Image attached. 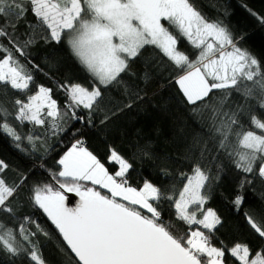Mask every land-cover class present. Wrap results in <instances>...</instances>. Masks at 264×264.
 Listing matches in <instances>:
<instances>
[{
    "label": "snow or ice",
    "instance_id": "snow-or-ice-1",
    "mask_svg": "<svg viewBox=\"0 0 264 264\" xmlns=\"http://www.w3.org/2000/svg\"><path fill=\"white\" fill-rule=\"evenodd\" d=\"M28 11L38 23L29 25L34 35L20 46L8 29H14L15 21ZM0 17L5 18L0 38H7L16 52L23 54L36 36L47 31L50 35L42 38L56 43L64 40L94 81L91 87L61 85L67 96L63 110L52 99V90L42 85L24 100L14 99V113L0 104V131L17 148L26 140L35 149L41 137L22 135L10 124V116L21 124L34 125H44L52 118L55 135L66 130L68 119L91 124L93 114L102 110L104 90L109 87H122L129 97L120 111L143 100L138 91H131L122 74H131L130 63L145 46H154L167 57L176 70L174 82L179 91L193 106V114L202 117V128L207 124L192 137L187 157L192 174L180 173L185 182L178 192L175 186L165 191L148 180L140 188L131 186L127 173L132 164L115 149L109 158L118 170L112 174L82 141L69 147L58 160L60 169L50 173L52 182H38L30 191L32 202L58 229L77 264H225L226 251L239 264H264V248L253 250L240 242L231 248L223 242L215 246L212 237L222 220L214 209L204 207L212 184L223 172L222 155L237 170L264 180V112L255 115L249 103L254 100L264 110V65L238 46L222 22L209 21L192 0H0ZM179 38L195 50L194 58L178 49ZM0 51L6 53L0 58V85L27 92L33 77L2 43ZM148 78L146 72L145 81ZM234 92L241 95L242 103L230 102ZM81 109L86 112L77 115ZM108 119L106 114L100 123ZM7 167L0 160V212L14 215L10 201L28 178L9 183L2 175ZM245 183H252L248 175L240 181L241 190ZM68 194L79 198L74 207L69 206ZM165 200L174 207L177 220L188 226L187 232L177 234L175 226L161 218L158 208ZM243 200L241 193L235 196L237 209ZM245 217L264 238V223L247 212ZM193 225L197 226L194 230ZM37 229L43 231L39 225ZM35 235L23 224L17 231L0 221V251L11 257L24 255L32 264H46L32 240Z\"/></svg>",
    "mask_w": 264,
    "mask_h": 264
},
{
    "label": "trees",
    "instance_id": "trees-1",
    "mask_svg": "<svg viewBox=\"0 0 264 264\" xmlns=\"http://www.w3.org/2000/svg\"><path fill=\"white\" fill-rule=\"evenodd\" d=\"M192 2L209 21L222 22L238 40V46L249 51L264 65V0ZM4 23L5 18L0 17V24ZM37 23V18L28 11L23 18L15 21V28H9L8 31L16 44L22 46L34 35L29 25ZM47 35L50 33L46 31L41 36H36L35 42L30 44L23 54L16 52L7 38H0V43L12 51L14 59L33 77L27 92L0 85V104L10 112L15 111L12 104L14 99L24 100L27 94H35L41 85L52 90V99L56 100L63 110L67 104V96L61 85L67 82L91 87L94 83L90 74L72 55L66 42L46 41L42 37ZM178 49L190 57H193L195 51L183 38H179ZM5 55L6 53L0 51V58ZM130 70L131 74H122L124 81L131 91H138L143 96V100L134 102L131 109L124 108L120 111L129 97L122 87H109L104 90L105 101L102 110L93 114L91 124L68 119L64 124L66 130L62 133L53 134L52 118H48L44 125H34L28 121L21 124L14 116H10V124L22 135L41 137L35 149L26 140L17 148L16 142L0 131V160L8 165L2 175L9 183H20L23 177L28 178L15 198L10 201L14 215L0 212V221L17 231L23 224L31 232H35L32 240L38 244L46 264H77V261L47 214L32 202L30 190L38 182H52L50 173L60 169L58 160L74 141L85 140L88 143L87 149L96 155L112 174L118 170V165L109 158L110 150L115 149L132 164L127 179L133 187L140 188L143 181L148 180L165 191L175 186L178 192L185 182L180 173L192 174V165L187 160L188 150L193 135L202 132L207 124L204 123L202 128V117L193 114V106L187 104L179 91L174 82L176 70L167 57L154 46H145L140 56L130 63ZM146 72L149 74L147 81L144 79ZM230 102L242 103L243 100L241 95L234 92ZM249 103L253 113L261 116L264 110L259 109L254 100ZM85 112L83 109L78 110L77 115ZM106 114L110 119L101 124L100 121ZM204 116L206 117L207 113ZM244 123L246 127H250L247 120ZM220 161L224 165L223 172L219 180L212 184L210 198L204 206L214 209L222 220L212 237V243L219 247L220 242H223L227 248H231L234 243L240 242L253 250L264 248V238L255 233L245 217L247 212L257 222L264 223V180L258 176L253 179L251 174L237 170L223 155ZM245 175L252 179V183H245L241 190L240 181ZM96 187L108 194L107 191ZM238 193L244 197L239 209L233 203ZM158 210L166 223L171 222L175 226L174 232L183 234L188 231V226L177 220L175 209L169 201H161ZM37 225L43 231H39ZM195 227L197 226H192L193 230ZM17 238L28 246L22 236L18 235ZM0 264L32 262L24 255L11 257L8 253L0 251ZM225 264H239V261L230 257L226 251Z\"/></svg>",
    "mask_w": 264,
    "mask_h": 264
},
{
    "label": "water",
    "instance_id": "water-1",
    "mask_svg": "<svg viewBox=\"0 0 264 264\" xmlns=\"http://www.w3.org/2000/svg\"><path fill=\"white\" fill-rule=\"evenodd\" d=\"M68 195H69V200H70L69 206H70V207H74V206L76 205V203H78L79 198L76 197L75 194H68ZM57 231H58V229H57ZM58 233H59V231H58ZM59 235L61 236L60 233H59ZM61 238H62V236H61ZM62 240H63V238H62ZM63 242H64V241H63ZM64 243H65V242H64ZM65 245H66V243H65ZM66 247H67V245H66ZM67 248H68V247H67ZM68 250L70 251L69 248H68ZM70 253H71V251H70ZM71 255L75 258V256H74L73 253H71ZM75 260H76V258H75ZM76 261H77V260H76Z\"/></svg>",
    "mask_w": 264,
    "mask_h": 264
},
{
    "label": "built area",
    "instance_id": "built-area-1",
    "mask_svg": "<svg viewBox=\"0 0 264 264\" xmlns=\"http://www.w3.org/2000/svg\"><path fill=\"white\" fill-rule=\"evenodd\" d=\"M79 141H82L83 146L86 147V148H88V143H87L85 140H82V139H81V140H79ZM75 142H76V141H74L73 143H75ZM73 143H72V144H73Z\"/></svg>",
    "mask_w": 264,
    "mask_h": 264
},
{
    "label": "rangeland",
    "instance_id": "rangeland-1",
    "mask_svg": "<svg viewBox=\"0 0 264 264\" xmlns=\"http://www.w3.org/2000/svg\"><path fill=\"white\" fill-rule=\"evenodd\" d=\"M45 111H47V109L45 110ZM89 150V149H88ZM90 151V150H89ZM106 190V189H105ZM107 191V190H106ZM145 212H146V210H145Z\"/></svg>",
    "mask_w": 264,
    "mask_h": 264
},
{
    "label": "crops",
    "instance_id": "crops-1",
    "mask_svg": "<svg viewBox=\"0 0 264 264\" xmlns=\"http://www.w3.org/2000/svg\"><path fill=\"white\" fill-rule=\"evenodd\" d=\"M99 187V186H98ZM103 190H105V189H103ZM106 191V190H105Z\"/></svg>",
    "mask_w": 264,
    "mask_h": 264
}]
</instances>
